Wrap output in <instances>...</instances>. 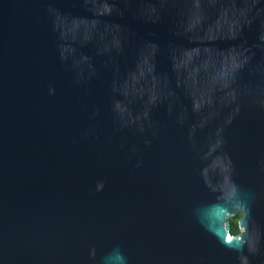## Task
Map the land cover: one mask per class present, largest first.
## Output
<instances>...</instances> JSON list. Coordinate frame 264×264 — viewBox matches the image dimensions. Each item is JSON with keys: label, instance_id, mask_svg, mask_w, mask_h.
Here are the masks:
<instances>
[{"label": "water", "instance_id": "water-1", "mask_svg": "<svg viewBox=\"0 0 264 264\" xmlns=\"http://www.w3.org/2000/svg\"><path fill=\"white\" fill-rule=\"evenodd\" d=\"M116 252L264 264V0H0V264Z\"/></svg>", "mask_w": 264, "mask_h": 264}, {"label": "clouds", "instance_id": "clouds-1", "mask_svg": "<svg viewBox=\"0 0 264 264\" xmlns=\"http://www.w3.org/2000/svg\"><path fill=\"white\" fill-rule=\"evenodd\" d=\"M106 259L110 264H125V257L119 252L108 256Z\"/></svg>", "mask_w": 264, "mask_h": 264}, {"label": "trees", "instance_id": "trees-1", "mask_svg": "<svg viewBox=\"0 0 264 264\" xmlns=\"http://www.w3.org/2000/svg\"><path fill=\"white\" fill-rule=\"evenodd\" d=\"M229 222H230V233L236 234L238 232L237 220L231 219Z\"/></svg>", "mask_w": 264, "mask_h": 264}, {"label": "rangeland", "instance_id": "rangeland-1", "mask_svg": "<svg viewBox=\"0 0 264 264\" xmlns=\"http://www.w3.org/2000/svg\"><path fill=\"white\" fill-rule=\"evenodd\" d=\"M239 215H236L235 217H233L232 219H237ZM231 220V219H230Z\"/></svg>", "mask_w": 264, "mask_h": 264}, {"label": "flooded vegetation", "instance_id": "flooded-vegetation-1", "mask_svg": "<svg viewBox=\"0 0 264 264\" xmlns=\"http://www.w3.org/2000/svg\"><path fill=\"white\" fill-rule=\"evenodd\" d=\"M237 219H238V218H237ZM237 219H236V220H237ZM238 231H239V230H238ZM237 233H238V232H237Z\"/></svg>", "mask_w": 264, "mask_h": 264}]
</instances>
